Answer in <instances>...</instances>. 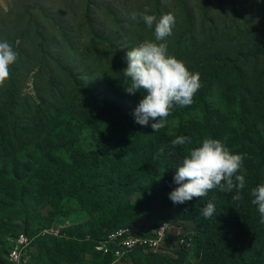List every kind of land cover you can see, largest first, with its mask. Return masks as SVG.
I'll return each instance as SVG.
<instances>
[{"label":"rangeland","instance_id":"1","mask_svg":"<svg viewBox=\"0 0 264 264\" xmlns=\"http://www.w3.org/2000/svg\"><path fill=\"white\" fill-rule=\"evenodd\" d=\"M145 8L175 16L168 53L200 74L170 133L181 124L201 133L206 105L224 117L230 151L249 155L246 184L264 183V0H0V41L17 53L0 88V264H11L9 238L22 236L21 264H197L192 252L118 261L96 249L107 233L171 221L146 182H115L108 169L121 157L100 145L133 138L123 70L129 49L155 39L154 26L130 19ZM90 153L100 158L91 172ZM232 264H264V251L242 244Z\"/></svg>","mask_w":264,"mask_h":264},{"label":"clouds","instance_id":"2","mask_svg":"<svg viewBox=\"0 0 264 264\" xmlns=\"http://www.w3.org/2000/svg\"><path fill=\"white\" fill-rule=\"evenodd\" d=\"M133 21L142 20L143 23L152 29L154 26V40H145L138 46L131 48L126 53L127 67L123 70L125 77L130 79V85L125 88L129 94L143 92V99L134 112L135 121L138 124L147 126L150 121L154 132L164 129L167 118L174 106L186 107L193 103L195 94L201 87L200 74L190 71L186 65L174 56L169 55L166 38L173 34L176 18L172 13L164 14L159 19L144 12L130 13ZM17 60V53L7 41H0V88L4 87L11 76V65ZM190 143L186 136H176L171 140V147L184 146ZM164 152V148L160 149ZM245 155L234 154L220 140L205 138L200 146L189 150L188 155L182 161L181 166L176 169L174 183L178 185L169 193V199L174 204H184L207 196L212 190H219L224 193H232L234 201L243 199L242 191L245 188L246 169L244 168ZM251 203L255 205L264 223V183L251 188L249 193ZM215 213V205L209 201L201 212L205 219H209ZM160 231L149 228L143 231L138 228L120 229L125 231V237H137L157 240L162 229L169 230L164 235L157 249L153 250L148 246H139L132 249L122 258H117L114 253L105 252L104 244L107 238L96 244V249L104 251L116 260H129L130 255L146 251L154 254L172 255L173 258H183L193 248V235L195 225L192 222L176 220L164 222ZM191 225L192 230H186L185 225ZM117 230L115 232H118ZM137 230V234L133 231ZM178 232V235L176 234ZM19 238H9L11 249L8 251L6 260L11 264H21L22 256L26 252L28 244L17 242ZM110 248V246H108ZM15 249L20 252L19 263L12 262L10 255Z\"/></svg>","mask_w":264,"mask_h":264},{"label":"trees","instance_id":"3","mask_svg":"<svg viewBox=\"0 0 264 264\" xmlns=\"http://www.w3.org/2000/svg\"><path fill=\"white\" fill-rule=\"evenodd\" d=\"M125 101L137 108L141 99L139 96L127 94ZM193 108L194 106L189 110ZM179 109V106L173 107L166 127L159 132H154L151 128V123L155 121H150L147 126L135 122L132 139L103 138L100 145L111 148L113 153L121 157L120 163L111 165L108 173L116 183L132 184L139 189H142L143 181L146 182V191L161 202L171 220L194 223L191 252L197 259V264H232L234 252L245 243L254 247L258 257L264 251V223L260 222L258 209L251 203L252 198L249 195L251 188L257 184H245L243 199L240 201L232 199L235 191L224 193L219 190H212L207 196L194 198L184 204H174L169 199V193L178 187L173 180L176 169L181 166L190 149L200 146L205 138L218 139L232 149L230 139L226 135L224 117L219 114L210 116L206 105H202L205 121L201 133L192 126L182 124L174 133H170V124L175 121L172 120L177 116L179 117L176 120L184 118L178 113ZM176 136H186L190 143L173 149L170 146L171 140ZM161 148H164L163 153L160 152ZM109 152L107 151V154ZM89 156L91 172L98 167L100 158L97 153H90ZM248 156L245 155L244 168ZM209 201L214 203L215 213L211 218L205 219L201 212ZM110 233L105 235V239Z\"/></svg>","mask_w":264,"mask_h":264},{"label":"built area","instance_id":"4","mask_svg":"<svg viewBox=\"0 0 264 264\" xmlns=\"http://www.w3.org/2000/svg\"><path fill=\"white\" fill-rule=\"evenodd\" d=\"M159 236L160 239L157 240L137 237H125V231L120 230L118 232L110 234L108 236V239L106 240V243L104 244V247H101V249L105 248V252H112L117 258H122L132 249H135L139 246H148L153 250L157 249L160 241L164 237L162 231L159 233ZM17 242L20 244H28V239L25 236H22L17 240ZM108 246H110V248ZM10 260L16 263L20 262L21 255L20 252H18V249H15L10 255Z\"/></svg>","mask_w":264,"mask_h":264}]
</instances>
